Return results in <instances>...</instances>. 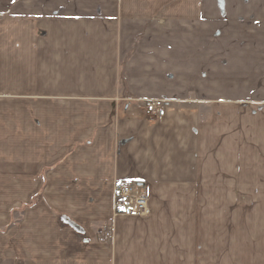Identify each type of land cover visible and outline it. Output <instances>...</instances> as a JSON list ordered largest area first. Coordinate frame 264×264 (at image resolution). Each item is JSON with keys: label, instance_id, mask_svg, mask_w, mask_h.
I'll list each match as a JSON object with an SVG mask.
<instances>
[{"label": "crops", "instance_id": "crops-1", "mask_svg": "<svg viewBox=\"0 0 264 264\" xmlns=\"http://www.w3.org/2000/svg\"><path fill=\"white\" fill-rule=\"evenodd\" d=\"M262 103L264 0H0V264H245L214 189L264 187Z\"/></svg>", "mask_w": 264, "mask_h": 264}, {"label": "rangeland", "instance_id": "rangeland-1", "mask_svg": "<svg viewBox=\"0 0 264 264\" xmlns=\"http://www.w3.org/2000/svg\"><path fill=\"white\" fill-rule=\"evenodd\" d=\"M264 105V103H262ZM256 106L255 103L247 105ZM264 109V107H263ZM248 162L252 157L247 156ZM252 165V164H251ZM225 191V194H222ZM214 208L215 217L218 215H227L229 217L230 232L232 238L234 234L241 237V243L247 245L245 247L246 253H239L246 261L245 264H252L255 259L262 257L264 259V253H256L254 248L260 249L262 247L260 241L255 240V237H262L255 235L256 232L262 231L264 239V187H247V188H229V189H214ZM224 199V200H222ZM206 205V204H205ZM200 204V207H205ZM223 213V214H222ZM222 223L215 224V229H218ZM231 263L232 260H237L238 253H230Z\"/></svg>", "mask_w": 264, "mask_h": 264}, {"label": "built area", "instance_id": "built-area-1", "mask_svg": "<svg viewBox=\"0 0 264 264\" xmlns=\"http://www.w3.org/2000/svg\"><path fill=\"white\" fill-rule=\"evenodd\" d=\"M144 106L149 117L162 119L166 115V103L162 100H148ZM114 212L115 215L148 216L151 213L148 197L138 194L133 184L118 181L114 185ZM112 239L110 229L99 237L100 242Z\"/></svg>", "mask_w": 264, "mask_h": 264}]
</instances>
